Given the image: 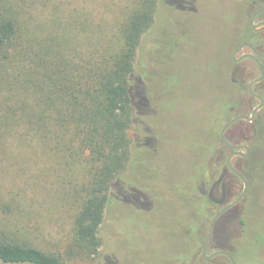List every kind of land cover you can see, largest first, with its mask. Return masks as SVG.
<instances>
[{
  "label": "trees",
  "instance_id": "16d2710c",
  "mask_svg": "<svg viewBox=\"0 0 264 264\" xmlns=\"http://www.w3.org/2000/svg\"><path fill=\"white\" fill-rule=\"evenodd\" d=\"M79 1L0 0V161L47 173L54 183L71 189L67 203L73 209L72 238L78 250L74 254L97 255L100 230L106 220L116 221L115 208H128L129 220L135 223L143 214L149 221L165 211L158 201L167 198L174 209L173 226L163 225L162 231H168L162 242L170 243L175 232L181 241L175 251L149 253L150 257L159 264H203L208 226L220 209L208 191L229 153L220 132L228 120L246 113L248 84L237 74L239 63L232 60L241 40L231 38L222 68L214 60L207 63L209 95L201 109L197 103L202 86L180 82L186 46L168 54L160 79L161 98L174 93L184 106L178 134L167 136L162 125L157 128L154 111L160 105L159 95L148 90L140 57L148 31L159 26V9L179 8L185 0H133L112 32L104 21L91 30L84 10L89 4L80 6ZM34 5L44 10L42 22L28 12ZM187 29L194 42L193 28L176 32L187 35ZM164 33L170 43L177 40L170 34L174 28H164ZM174 48L171 45L170 50ZM188 72L196 68L190 66ZM184 87L190 92L186 98L180 94ZM189 114L191 121L186 119ZM256 120L255 138H263L264 107ZM256 146L244 165L255 163ZM238 169L252 184L249 199L257 169L249 174L246 167ZM156 187L161 192L155 195ZM263 203L258 201L262 207ZM221 223H215L210 240L216 250L230 239L220 238ZM255 238L250 249L258 248L257 243L264 246V225ZM136 239L142 241L141 234ZM232 251L241 258L234 247ZM0 264L68 263L56 251L1 231ZM255 264L264 261L260 258Z\"/></svg>",
  "mask_w": 264,
  "mask_h": 264
},
{
  "label": "rangeland",
  "instance_id": "374dc122",
  "mask_svg": "<svg viewBox=\"0 0 264 264\" xmlns=\"http://www.w3.org/2000/svg\"><path fill=\"white\" fill-rule=\"evenodd\" d=\"M250 1L185 0L179 8L168 9L161 6L162 8L159 9L160 15L157 17L159 26L152 27L155 29H150L145 36L142 42L143 53L140 64L144 68L143 74L148 83V90H153V93L159 95L157 101L160 105H155L154 113L159 117V120L156 118L157 128H161L162 125L165 135L178 134L179 115L184 106V101L182 104L174 99V93L169 99L163 98L162 101L161 98L162 81L160 79L163 76L164 63L168 54H174L177 46H186L187 56L182 63L183 75L182 78L180 77V82L183 86L192 81L202 86L197 103V108L201 109L209 95L206 92L207 63L214 60L220 65L224 52L230 46L231 38L233 42L249 39L254 45L260 44L263 32L254 33L247 30ZM84 2L89 4L87 10H84L88 11L90 29L96 30L95 26L104 21L107 25L106 30L110 29L112 32L116 30L118 20H121L123 16V10L127 5H131L133 0H80L78 4L82 6ZM28 12L33 18L35 15L37 22L45 19L44 10L40 6L34 5L33 11L29 8ZM156 28H163V30ZM164 28H174V33L170 34L177 40L170 43L165 39ZM179 28H193L194 42L189 36V29L186 31L187 35L181 32L178 35L176 31ZM171 45L175 46L173 50H170ZM242 52L248 51L243 49ZM190 66L196 68V72L189 75ZM219 68L222 66L220 65ZM237 74L246 84L259 75L256 65L248 61L239 63ZM253 89L264 100V80L257 83ZM180 94L184 98L188 97L189 89L184 87ZM161 102H164L163 105ZM256 105L257 101L247 95L244 102L245 114H249ZM256 118L257 116L253 122L255 129ZM186 119L191 121V115L189 114ZM251 134L250 123L246 121L231 125L225 132V137L232 144L244 143L252 148L257 144L255 163L246 167L248 174L257 169L255 186L250 198L238 204L236 212L239 213L240 220L236 221L232 236L226 243L232 250L233 247L235 248L238 252L235 255H239L244 264H255L260 257L264 261V247L259 245L260 243H257L258 248L250 249L251 243L253 244L256 240L255 236L264 225V212L257 205V200L264 202V137L251 138L248 143L244 142L245 136ZM179 135L180 138L183 136L182 133ZM232 163L238 168L241 162L233 159ZM52 180L55 179L47 173L43 174L31 167L21 170L0 161V232L19 234L42 249L56 251L68 264H159L158 260H152L150 254L160 256L164 252H173L178 249L181 238L177 232L173 233L175 237L169 241L170 243L162 242L164 234L168 231H162L163 225L172 228L171 219L174 211L170 200L164 198L158 201L159 206H164V214L156 213L149 217V221L143 214L141 218L136 217L138 222L135 223L134 220H129L131 215L128 208L123 210L115 208L113 217L116 221L114 222L113 218L106 220L100 230V246L97 255L87 257L80 253L74 254L78 250L74 247L72 238L73 209L71 204L67 203L71 189L58 185ZM224 182L228 190L227 202H230L242 191L243 184L231 174L225 175ZM152 190L155 195L161 192V189L157 187ZM219 191L220 188L217 187L215 193L218 195ZM6 205L10 207L9 211L5 209ZM147 222L148 226H143L144 223L147 225ZM138 234H141L142 241L136 239ZM262 240L264 241V238ZM188 249L190 248L187 246L186 250ZM214 251L216 248L210 246L207 253ZM235 259L237 260L238 257ZM203 264H228V262L223 257H216L206 260Z\"/></svg>",
  "mask_w": 264,
  "mask_h": 264
},
{
  "label": "water",
  "instance_id": "95a60500",
  "mask_svg": "<svg viewBox=\"0 0 264 264\" xmlns=\"http://www.w3.org/2000/svg\"><path fill=\"white\" fill-rule=\"evenodd\" d=\"M253 21H254V16L251 20V26L253 28H258V27L264 26V22H259L257 24H254ZM243 46H244V44L240 45L236 50H234L232 52V60L235 63H240L245 59H251L257 63V65L259 67V76L254 78L253 80H251L247 85L249 95L257 101V105L250 111L249 114L244 113V114H239L237 116H234L233 118L228 120L226 122V124L223 126V128L220 132V139L228 148L231 149V151L227 155L226 167L224 168V172L221 173L219 175V177L211 184L209 192H208V197L212 202H214L216 204H223L225 202V200H226V189H225L224 177H225L226 173H231V174L235 175L242 182L243 189L232 201H230L225 207H223L221 210H219L213 216V218L211 219L209 226H208V231H207V234H206V237L204 240V247L202 250V255L205 259L210 260V259H213V258L218 257V256H225L227 259H229L230 264H235V262H234L233 257L231 256V254L228 251L216 250L210 254H208L207 251L209 248V244H210L211 236L213 233L214 225H215V222L217 221V219L220 217V215L224 211H226L227 209H229L233 206L238 205L244 199V197L247 193L248 182H247L246 178L244 177V175L233 166L232 161L236 156L245 157L249 152V146L247 144H232L225 137V132L231 125H233L237 122L246 121V122L250 123V128H251V132H252L251 135H255L256 129H255L253 121L255 119V116L260 112V110L263 108V105H264L263 98L258 93H256L253 89V87L257 83L261 82L264 78V71H263V68L261 66V63L254 54H256L259 57H263L264 54L258 53L251 45H248L251 48L253 53H243V54L237 56L239 54V52L242 50ZM251 135H250V137H252ZM219 184H221L222 194L219 198H217L213 195V191Z\"/></svg>",
  "mask_w": 264,
  "mask_h": 264
},
{
  "label": "flooded vegetation",
  "instance_id": "af4514ba",
  "mask_svg": "<svg viewBox=\"0 0 264 264\" xmlns=\"http://www.w3.org/2000/svg\"><path fill=\"white\" fill-rule=\"evenodd\" d=\"M253 16H254V24H257V23H259V22H264V0H251L250 1V14H249V22H248V25H247V27L251 30V31H254V33L255 32H257V31H262L263 33H262V35H261V39H260V44H255L254 45V43L252 44L251 43V41H249V39H242L238 44H237V46H236V48H235V50L240 46V45H243L244 44V46H243V48H242V50L243 49H246L248 52H242V50L240 51V52H242L241 54H243V53H253L252 52V50H251V48L248 46V45H251L258 53H261V54H264V26H262V27H258V28H253L252 26H251V20H252V18H253ZM239 52V53H240ZM240 54V55H241ZM257 58H258V60L260 61V63H261V66H262V68H263V71H264V56L263 57H259V56H257L256 54H254ZM243 61H248V62H250V63H252V64H255L256 65V67L258 68V74H259V67H258V65H257V63L256 62H254L253 60H251V59H245V60H243ZM242 61V62H243ZM241 63V62H240ZM259 76V75H258ZM263 80H264V78H263ZM262 80V81H263ZM261 81V82H262ZM260 83V82H259ZM254 88V87H253ZM263 107H264V105H263ZM263 110V108L260 110V111H262ZM260 113V112H259ZM258 115V114H257ZM256 115V116H257ZM255 116V117H256ZM255 120V119H254ZM254 122V121H253ZM251 129V128H250ZM252 137H250L249 135L248 136H245V139H244V142H246V143H248L249 141H250V139L251 138H255V135H251ZM244 144V143H243ZM251 148L252 147H249V152H248V154L245 156V157H242V156H236L234 159H237L238 161H240L241 163H240V168H242V167H244V169H245V167H247L246 165H244V160H245V158H248L249 157V155H250V153H251ZM229 149V152L231 151V149L230 148H228ZM234 166V165H233ZM225 167H226V164H225ZM224 167V168H225ZM224 168H223V170H222V172L221 173H223L224 172ZM238 171H239V169L237 168V167H235ZM244 172H246V170H244ZM242 173V172H241ZM226 174H231V173H226ZM233 175V174H232ZM244 175V174H243ZM235 176V175H234ZM236 177V176H235ZM244 177H245V175H244ZM246 178V177H245ZM247 180V179H246ZM247 182H248V190H247V193H246V195H245V197H244V199L241 201V202H243L244 200H246V199H248L247 198V194H248V192L250 191V187H251V185L252 184H250V182L247 180ZM225 183V182H224ZM217 187H219L220 188V193L217 195V193H215V189L217 188ZM215 189H214V191H213V195L215 196V197H217V198H219L220 196H221V194H222V190H221V184H219L218 186H217ZM210 189V188H209ZM225 189H226V200H225V202L223 203V204H216L217 206H220V209L219 210H221L223 207H225L229 202H227V194H228V190H227V187H226V185H225ZM209 192V191H208ZM252 193V192H251ZM240 202V203H241ZM239 203V204H240ZM257 205L259 206V209H261L263 212H264V207H262V206H260V204H258V201H257ZM218 210V211H219ZM217 211V212H218ZM236 211H238V205H236V206H233V207H231V208H229V209H227L226 211H224L221 215H220V217L217 219V221L215 222V223H218V221L219 220H222V223H221V233H220V238L221 239H225L226 240V238H230L231 236H232V231L235 229L234 228V225H235V223H236V221L237 220H240V215H239V213H237ZM216 212V213H217ZM254 242H256V240L254 241ZM252 244V243H251ZM254 244V243H253ZM211 246V243L209 244V247ZM262 247H264V246H262ZM217 250H226V251H228L230 254H231V256L233 257V259H234V262H235V264H244V262H243V259L242 258H238L237 260L235 259V257H234V255L232 254V248H230V246H222V247H220V249H217ZM230 251H232V252H230ZM218 257H223V258H225L226 260H227V262H228V264H230V261H229V259H227L225 256H218ZM216 258V257H215ZM261 258V257H260ZM214 259V258H213ZM261 259H263V258H261ZM210 260H212V259H210Z\"/></svg>",
  "mask_w": 264,
  "mask_h": 264
}]
</instances>
